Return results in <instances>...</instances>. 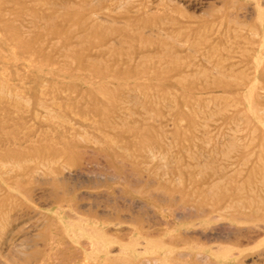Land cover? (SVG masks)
Wrapping results in <instances>:
<instances>
[{"label": "rangeland", "instance_id": "rangeland-1", "mask_svg": "<svg viewBox=\"0 0 264 264\" xmlns=\"http://www.w3.org/2000/svg\"><path fill=\"white\" fill-rule=\"evenodd\" d=\"M263 110L264 0H0V264H264Z\"/></svg>", "mask_w": 264, "mask_h": 264}, {"label": "bare ground", "instance_id": "bare-ground-1", "mask_svg": "<svg viewBox=\"0 0 264 264\" xmlns=\"http://www.w3.org/2000/svg\"><path fill=\"white\" fill-rule=\"evenodd\" d=\"M239 24H240V23H239ZM105 39H106V38H105ZM103 40H104V39H103ZM101 42H102V41H101ZM204 78H205V77H204ZM249 88H250V89H249V90H250L249 93H251V92H252V91H251V90H252V89H251L252 86L250 85ZM261 90H262V89H261ZM252 103H254V102H252ZM252 103H251V104H252ZM253 105H254V104H253ZM250 106H251V105H250ZM255 106H256V105H255ZM263 111H264V110H263ZM218 115H219V114H218ZM230 120H231V119H230ZM230 132H231V130H230ZM231 138H232V136H231ZM237 141H238V140H237ZM231 146H232V145H231ZM203 157H204V156H203ZM192 159H193V158H192ZM196 165H197V164H196ZM221 179H222V178H221ZM217 181H218V180H217ZM210 184H211V183H210ZM212 184H213V183H212ZM238 184H239V183H238ZM259 184H260V183H259ZM211 186H212V185H211ZM250 203H251V202H250Z\"/></svg>", "mask_w": 264, "mask_h": 264}]
</instances>
